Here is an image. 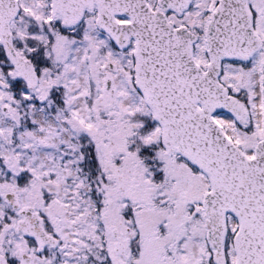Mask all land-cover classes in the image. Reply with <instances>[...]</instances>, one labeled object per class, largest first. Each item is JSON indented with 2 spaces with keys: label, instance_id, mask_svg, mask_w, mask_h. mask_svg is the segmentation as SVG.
Returning <instances> with one entry per match:
<instances>
[{
  "label": "snow or ice",
  "instance_id": "snow-or-ice-1",
  "mask_svg": "<svg viewBox=\"0 0 264 264\" xmlns=\"http://www.w3.org/2000/svg\"><path fill=\"white\" fill-rule=\"evenodd\" d=\"M0 264H264V0H0Z\"/></svg>",
  "mask_w": 264,
  "mask_h": 264
}]
</instances>
